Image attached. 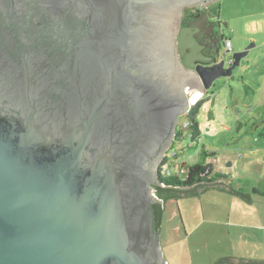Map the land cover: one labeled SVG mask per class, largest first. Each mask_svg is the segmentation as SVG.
Returning a JSON list of instances; mask_svg holds the SVG:
<instances>
[{
	"label": "water",
	"instance_id": "1",
	"mask_svg": "<svg viewBox=\"0 0 264 264\" xmlns=\"http://www.w3.org/2000/svg\"><path fill=\"white\" fill-rule=\"evenodd\" d=\"M5 1L0 0V16ZM73 1L87 6L90 0ZM91 1L105 33L108 26L118 29L134 5ZM163 9L158 19L164 39L172 7ZM102 31L90 30L88 45H79L78 57L71 59L74 67H59L61 57L49 47L0 38V264H167L154 227L153 205L162 201L142 167L144 149L153 147L156 113L149 109L143 118L146 104L137 94L130 103L116 96L111 63L125 45H108ZM248 50L234 52L227 69L219 62L205 74L198 66L203 89L230 76ZM152 53L182 92L181 84L190 79L172 66L166 40L153 43ZM187 193L179 196L193 195ZM228 261L264 264L234 257L214 264Z\"/></svg>",
	"mask_w": 264,
	"mask_h": 264
},
{
	"label": "rangeland",
	"instance_id": "2",
	"mask_svg": "<svg viewBox=\"0 0 264 264\" xmlns=\"http://www.w3.org/2000/svg\"><path fill=\"white\" fill-rule=\"evenodd\" d=\"M217 3L231 43L226 57L246 47L249 52L231 77L218 79L202 97L195 138L182 128L187 116H180L182 138L174 141L163 167L175 173L179 163L193 164L202 150L213 151L214 158L206 160L214 173L229 176L228 184L252 200L214 188L199 197L166 199L160 245L167 264H214L223 257L262 255L253 240L264 233L259 226L264 223V196L253 194V189L264 192V0Z\"/></svg>",
	"mask_w": 264,
	"mask_h": 264
},
{
	"label": "flooded vegetation",
	"instance_id": "3",
	"mask_svg": "<svg viewBox=\"0 0 264 264\" xmlns=\"http://www.w3.org/2000/svg\"><path fill=\"white\" fill-rule=\"evenodd\" d=\"M217 1L133 0L134 5L127 17L124 16L121 26L118 29L115 25L111 29L108 26L105 33L102 31L105 26L104 21L99 18L100 12L95 13V9L88 6L95 4L91 0L87 6H78L73 0H53L52 4H32L27 0L14 3L6 0L1 9L0 22L4 26L0 29V38L20 45L27 43L49 47L56 52L54 55L61 57L57 58L58 61L62 60V63L58 64L59 67H74L71 59L78 57L79 45H88L92 28L101 30L106 35L108 45H125V50L111 63L112 67L115 66L111 71L112 84L116 88V96L121 95L125 102L130 103L128 99L136 94L142 99V103L146 104L140 110L143 118L151 115L150 110L156 113L150 125L153 140L149 147H153L144 149L147 157L142 167L144 179L151 181L152 192L158 197L156 187L160 185L161 163L173 146L176 132L180 129V116H188L212 85L221 77H231L238 66L232 70L230 76H221L215 79L209 88L203 89L204 83L197 67L206 74L209 67L222 62L223 69H227L232 65V54L236 52L233 51L226 57L231 43L225 37L226 23L219 18ZM169 6L172 7L169 34L166 37L164 32L163 34L169 44L172 66L179 74L190 79L181 84H184L182 92L181 86L176 88L173 85V76L167 77L159 61L155 60L159 56L152 53L153 43L165 41L160 37L159 29L162 30L163 27L158 17L163 13L161 10ZM122 32L125 34H121ZM180 39L183 41L180 42ZM194 83L199 91L202 89L199 96L196 95L198 89L192 90ZM150 98L153 100L151 103L147 102ZM187 124L188 122H185L183 125ZM161 201L153 206H162L164 201ZM154 216L156 218L155 214ZM154 227L161 230V224L157 225L156 219ZM227 264L231 262L228 261Z\"/></svg>",
	"mask_w": 264,
	"mask_h": 264
},
{
	"label": "trees",
	"instance_id": "4",
	"mask_svg": "<svg viewBox=\"0 0 264 264\" xmlns=\"http://www.w3.org/2000/svg\"><path fill=\"white\" fill-rule=\"evenodd\" d=\"M201 102V101H200ZM200 102L196 104V108L192 109L187 116L188 124L187 126L182 125V128H188L190 133V138H195L199 134L198 123L195 120V115L197 114L198 107H200ZM180 128L176 132L175 140L182 138L183 129ZM174 144V143H173ZM173 146L169 151H171ZM175 156L176 153H173ZM216 155L213 151L202 150L200 153V160L193 164L186 165L185 162L178 164V170L174 173L171 169H164L163 164L167 161V156L161 163L160 169V185L156 187V193L158 198L165 201L168 198L177 197L180 194H190L199 195L209 189H221L233 194L236 197H242L243 200L251 202L252 198L249 193H244L239 191V189H233L228 180L230 177L223 174L214 173L212 162L206 159L214 158ZM220 180V181H218ZM229 183V184H228ZM253 194H260L264 196V192H260L257 189H253ZM154 214L156 215V223L161 222L163 214V206L155 205L153 206ZM249 263V262H247ZM241 264H246L241 262ZM251 264V263H249Z\"/></svg>",
	"mask_w": 264,
	"mask_h": 264
},
{
	"label": "crops",
	"instance_id": "5",
	"mask_svg": "<svg viewBox=\"0 0 264 264\" xmlns=\"http://www.w3.org/2000/svg\"><path fill=\"white\" fill-rule=\"evenodd\" d=\"M259 226H260V229L264 230V223L260 224ZM253 242H256V244H259L258 249L262 250L261 251L262 255L261 254L260 255L259 254L253 255V254L247 253V254H243L245 256H241V258L247 257L246 259H250V260H264V233L261 234V236L259 238L257 237L255 240H253Z\"/></svg>",
	"mask_w": 264,
	"mask_h": 264
},
{
	"label": "built area",
	"instance_id": "6",
	"mask_svg": "<svg viewBox=\"0 0 264 264\" xmlns=\"http://www.w3.org/2000/svg\"><path fill=\"white\" fill-rule=\"evenodd\" d=\"M226 44L229 45V42H227Z\"/></svg>",
	"mask_w": 264,
	"mask_h": 264
}]
</instances>
